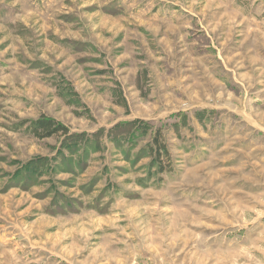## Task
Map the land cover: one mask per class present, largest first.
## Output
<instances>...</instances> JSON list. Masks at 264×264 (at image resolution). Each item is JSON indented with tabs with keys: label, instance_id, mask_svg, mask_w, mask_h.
<instances>
[{
	"label": "rangeland",
	"instance_id": "rangeland-1",
	"mask_svg": "<svg viewBox=\"0 0 264 264\" xmlns=\"http://www.w3.org/2000/svg\"><path fill=\"white\" fill-rule=\"evenodd\" d=\"M0 264H264V0H0Z\"/></svg>",
	"mask_w": 264,
	"mask_h": 264
},
{
	"label": "trees",
	"instance_id": "trees-1",
	"mask_svg": "<svg viewBox=\"0 0 264 264\" xmlns=\"http://www.w3.org/2000/svg\"><path fill=\"white\" fill-rule=\"evenodd\" d=\"M66 133L67 129L64 125L57 123L54 119L48 118L44 115L39 117L37 120L33 122L32 132L33 135L38 138L49 137L57 132ZM158 132L155 134L152 140L151 152H153V159L159 161L158 166L160 171H164L165 169L161 166V161L158 160L163 152L167 153L165 148V144L159 140Z\"/></svg>",
	"mask_w": 264,
	"mask_h": 264
}]
</instances>
